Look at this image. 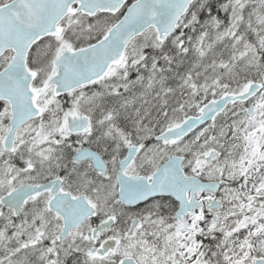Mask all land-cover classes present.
I'll return each instance as SVG.
<instances>
[{
    "label": "snow or ice",
    "instance_id": "1",
    "mask_svg": "<svg viewBox=\"0 0 264 264\" xmlns=\"http://www.w3.org/2000/svg\"><path fill=\"white\" fill-rule=\"evenodd\" d=\"M0 264H264V0H0Z\"/></svg>",
    "mask_w": 264,
    "mask_h": 264
}]
</instances>
